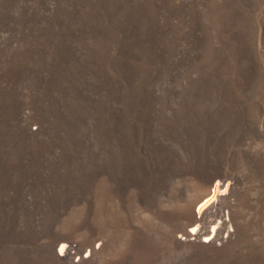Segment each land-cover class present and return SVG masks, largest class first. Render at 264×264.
Wrapping results in <instances>:
<instances>
[{"label":"rangeland","instance_id":"1","mask_svg":"<svg viewBox=\"0 0 264 264\" xmlns=\"http://www.w3.org/2000/svg\"><path fill=\"white\" fill-rule=\"evenodd\" d=\"M0 264H264V0H0Z\"/></svg>","mask_w":264,"mask_h":264},{"label":"bare ground","instance_id":"2","mask_svg":"<svg viewBox=\"0 0 264 264\" xmlns=\"http://www.w3.org/2000/svg\"><path fill=\"white\" fill-rule=\"evenodd\" d=\"M229 187V180L223 182L222 180L216 179L214 181L212 188L201 198V200L197 204L198 216L195 222L192 223L190 228V232L192 235L200 234L205 241H208L210 240L211 234L218 232L223 227V225L225 224V218L220 214H215V216L208 222V226L211 229L209 232L206 231L205 227L198 228V223L203 221L205 215L209 211L208 209H210L211 207H216V202L219 198H221V195L225 193V191ZM60 245V251H64L65 254H69V249L67 250L65 243L62 242Z\"/></svg>","mask_w":264,"mask_h":264}]
</instances>
